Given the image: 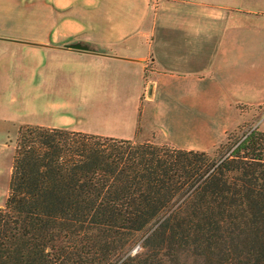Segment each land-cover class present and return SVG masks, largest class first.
<instances>
[{
    "label": "crops",
    "instance_id": "1",
    "mask_svg": "<svg viewBox=\"0 0 264 264\" xmlns=\"http://www.w3.org/2000/svg\"><path fill=\"white\" fill-rule=\"evenodd\" d=\"M261 107L264 0H0L5 138L39 126L135 141L154 129L211 154Z\"/></svg>",
    "mask_w": 264,
    "mask_h": 264
},
{
    "label": "trees",
    "instance_id": "2",
    "mask_svg": "<svg viewBox=\"0 0 264 264\" xmlns=\"http://www.w3.org/2000/svg\"><path fill=\"white\" fill-rule=\"evenodd\" d=\"M217 151L19 128L0 264H264V132Z\"/></svg>",
    "mask_w": 264,
    "mask_h": 264
},
{
    "label": "rangeland",
    "instance_id": "3",
    "mask_svg": "<svg viewBox=\"0 0 264 264\" xmlns=\"http://www.w3.org/2000/svg\"><path fill=\"white\" fill-rule=\"evenodd\" d=\"M63 43H68L70 45L72 44V42H70L69 40L63 41ZM249 111L250 110L248 109L245 111V114L239 126L234 131L236 138L254 129H258L264 132V107L257 108L252 112ZM18 133L19 130L16 131V129L11 131L10 139H8L7 137L5 138L2 134H0V206L6 205V201L10 191L15 144L18 138ZM158 137L159 135L154 129L152 130V132H150V130L144 131L143 129H141L139 132V136L135 141L137 143H147V141H151L155 144H165L164 142H159ZM221 154L222 153H219L216 149L213 153H211V156H213V158L215 159H218ZM140 244V240L137 244H135L133 248L134 253H137L140 250Z\"/></svg>",
    "mask_w": 264,
    "mask_h": 264
}]
</instances>
